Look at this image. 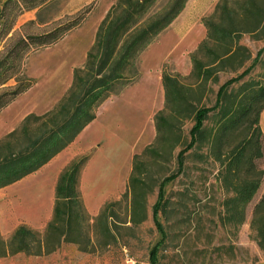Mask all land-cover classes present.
Here are the masks:
<instances>
[{
	"label": "rangeland",
	"instance_id": "rangeland-1",
	"mask_svg": "<svg viewBox=\"0 0 264 264\" xmlns=\"http://www.w3.org/2000/svg\"><path fill=\"white\" fill-rule=\"evenodd\" d=\"M118 1L53 0L18 19L15 35L43 34L90 11L85 21L64 39L29 56L24 75L34 81L33 86L0 114V141L19 128L23 115H43L57 107L72 85L74 69L84 66L99 25ZM220 1L187 0L179 17L139 55L127 74L130 81L117 86L97 108L96 122L88 132L38 172L0 189L2 238L9 240L20 226L43 233L53 217L55 187L60 174L73 161L87 157L80 172L81 198L92 225L106 204L121 202L116 207L117 242L104 246L101 236L92 227L87 251L76 244L63 243L51 254L28 256L20 253L0 258V264H264V250L259 248L251 229L254 208L264 193V179L247 207L245 223L237 228L224 226L221 218L226 193L220 182L221 166L210 154L208 143L187 153L184 172L171 181L168 179L179 170L177 156L183 149L181 145L172 154H163L162 159L150 156L143 159L148 171L146 183L151 190L146 200L147 218L141 224L134 226L130 222L131 198H123L133 158L155 143L154 117L165 106L158 91L159 73L145 64L146 52L153 45L154 58L164 60L162 70L180 74L184 83L191 84V56L206 36L203 21L214 16ZM229 1L233 4L239 0ZM173 2L157 0L143 18L142 26L167 11ZM241 45L247 49L245 54L250 55V59L243 67L221 73L218 82L207 85L206 107L215 104L218 90L226 81L251 66L250 74L230 89L237 90L246 82L264 85V54L256 60L264 47V33L245 35ZM191 51L193 53L186 56ZM189 61V72L176 71L177 64L186 70ZM15 85V80L7 84L8 87ZM216 120V116L210 114L205 128L212 129ZM193 124L191 120L185 121L178 132L186 144L191 141ZM247 134V129L233 133L231 147L243 141ZM257 164L264 169V160ZM165 201L170 203L165 216L160 211L155 214L156 207L160 209Z\"/></svg>",
	"mask_w": 264,
	"mask_h": 264
},
{
	"label": "trees",
	"instance_id": "trees-1",
	"mask_svg": "<svg viewBox=\"0 0 264 264\" xmlns=\"http://www.w3.org/2000/svg\"><path fill=\"white\" fill-rule=\"evenodd\" d=\"M53 0H0V112L20 95L29 91L34 81L25 77L29 56L64 39L79 27L87 15L43 34H18L14 28L26 12L42 8ZM157 0H119L111 7L99 25L93 46L87 53L83 67L73 71V82L66 96L55 109L43 115H27L19 128L0 141V189L11 186L38 172L68 148L96 119L97 108L111 96L117 86L129 82L127 74L139 55L155 38L166 30L182 13L187 0H174L169 9L142 26L143 18ZM34 24V22H31ZM206 37L191 56V84L183 76L162 70L164 109L155 117L157 137L143 154L135 155L132 173L124 199L131 198L130 222L137 226L144 222L148 171L143 161L147 156L162 159L178 147V173L185 170L187 153L202 143H208L209 152L221 166L220 182L226 193L222 202L221 222L237 228L245 223L248 205L260 190L264 169L257 161L264 160V134L260 124L264 111V85L242 83L239 89H230L250 74L253 66L226 81L218 90L216 102L206 107L207 85L219 81L221 73L234 72L250 59L241 45L245 35L264 33V0H222L212 18L204 20ZM264 54V47L256 60ZM16 81V85L7 84ZM216 122L209 131L205 122L210 114ZM194 122L190 130L191 141L181 140L178 132L184 122ZM247 129V137L232 146L233 133ZM87 157L73 161L59 176L55 187L53 217L43 233L27 226L18 227L9 240L0 234V258L24 253L42 256L55 252L63 243L76 244L87 251L90 228L102 238L104 246L117 242L116 207L120 201L105 205L97 217L88 215L79 191V179ZM160 197L162 188H160ZM165 201L160 209L165 216L169 206ZM256 242L264 250V193L256 204L251 220Z\"/></svg>",
	"mask_w": 264,
	"mask_h": 264
},
{
	"label": "crops",
	"instance_id": "crops-1",
	"mask_svg": "<svg viewBox=\"0 0 264 264\" xmlns=\"http://www.w3.org/2000/svg\"><path fill=\"white\" fill-rule=\"evenodd\" d=\"M205 27V26H204ZM206 29V28H205ZM170 30H172L171 29V27H170ZM206 33H207V31H206ZM182 37H184V35L182 36ZM206 37V36H205ZM205 39V38H204ZM199 45V44H198ZM198 47V46H197ZM151 48H153V45H152V47H150V49H148V51L146 52V57H145V59H144V61H145V64H147V66L150 68V70L151 71H154V72H156V73H159V83H158V91L162 94V97L164 98V88H163V84H162V67H163V64H164V60H161V59H155L154 58V53H151L152 51V49ZM194 51V50H193ZM193 51H191V52H188V54L186 55V56H188L190 53H193ZM150 52V53H149ZM152 54V55H151ZM183 58V57H182ZM176 66V65H175ZM191 70V68H190V61H189V65H188V68H186V70H184V69H181L179 66H178V64H177V66H176V71L177 72H180V73H187V72H189ZM151 100V99H150ZM3 112V110L0 112V114ZM26 117V115H23L22 116V118H21V120L19 121V122H22L23 120H24V118ZM96 122V119L89 125V126H87L85 129H84V131L78 136V138L80 137V136H83V135H85L87 132H88V130H89V128L94 124ZM260 124H261V128H262V131H263V134H264V111H263V113L261 114V118H260ZM60 155V154H59Z\"/></svg>",
	"mask_w": 264,
	"mask_h": 264
}]
</instances>
